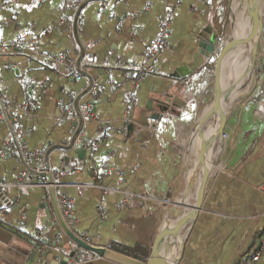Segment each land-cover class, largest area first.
<instances>
[{
  "label": "crops",
  "instance_id": "crops-1",
  "mask_svg": "<svg viewBox=\"0 0 264 264\" xmlns=\"http://www.w3.org/2000/svg\"><path fill=\"white\" fill-rule=\"evenodd\" d=\"M86 1L0 0V148L11 146L0 156V264H49V255L55 261L49 250L55 243L65 249L60 261L73 251L70 260L80 262L85 253L57 224L46 183L37 176L46 162L58 200L71 201L67 227L93 246L144 261L160 230H171L192 212L186 159L210 103L190 133L183 162L175 141L202 77L216 60L230 0L90 2L82 7L74 29L76 11ZM169 13L168 47L152 61L154 72L136 81L135 69L148 63L146 49ZM262 14L264 31V9ZM247 15L245 0H233V30ZM15 40L20 42L16 46ZM209 45L214 53H207ZM80 50L82 79L76 81L74 73L52 61L65 55L76 62ZM85 76L92 83L111 81L117 87L94 99L88 91L77 103L82 127L73 147L53 150L67 148L77 134L75 102L88 86ZM168 97L164 112L157 101L167 102ZM27 100L34 106L30 115L20 111ZM60 103L74 112L73 119L63 118ZM218 116L210 114L200 128L205 140L215 138ZM252 141L248 152L212 164L201 210L179 232L185 236L176 245L173 263L181 244L178 264L250 263L264 235V133ZM218 146L221 142L214 140L212 150ZM19 149L35 156L23 160ZM100 185L112 191L104 193ZM125 198L126 207L117 208ZM173 207L179 210L175 216ZM89 264L115 263L98 258Z\"/></svg>",
  "mask_w": 264,
  "mask_h": 264
},
{
  "label": "water",
  "instance_id": "water-1",
  "mask_svg": "<svg viewBox=\"0 0 264 264\" xmlns=\"http://www.w3.org/2000/svg\"><path fill=\"white\" fill-rule=\"evenodd\" d=\"M101 1H104V0H87L86 3H83L78 8V10L76 11V14L74 16V21H73L74 29H75L76 21H77V18L79 16V13H80L82 7L85 4L90 3V2H101ZM231 1L232 0H230L229 5H228L229 8L231 5ZM255 1L256 0H250L251 5L248 3L247 0L245 2L246 5L249 7V16H250L251 21H252V27H251V31H250L249 35L243 41L244 43H246L250 40H254V43L252 46V62L253 63H254V60H255L256 54H257L258 42H259L260 34L262 32V21H263V14H260V12H259V10L255 4ZM241 43H242L241 41H234V40L231 42H224L221 50L219 51V53L216 57V61H215V65H214L212 108H211V111L209 113L203 115L202 118L198 121V124H197L198 133L200 132V128H201L202 124L204 123V121L208 118V116L210 114H213L214 112H219L220 123H219V128L217 131V136H219V138L223 139V131H224V126H225L227 114L225 112H223L222 109L220 108V103L222 101L226 100L228 98L229 94H228V92L222 93V91H221V87H220V83H219V65L222 62V60L224 59V57L226 56V54L228 53L229 49H231L232 47H234L238 44H241ZM205 49H206L208 54L215 52V47L213 45L205 46ZM82 57H83V52H82V50H80V56H79L78 60L76 61V66L78 69L77 72L80 75L82 73L79 70L78 64L80 63ZM85 78H87V80H88V86H87L86 90L81 95L78 96V98L75 102L76 114H77V118H78V123L76 124V127L78 129L77 134L73 138V140L70 142V144L67 148L66 147H60V148L56 147V148H53V150H65V151L70 150L73 147L74 142L78 136V133L81 130L82 118L79 114L77 103L90 90V87L93 84L92 80L88 76H85ZM253 82H255V80ZM167 99H168L167 102L157 101V104L160 106V108H162L164 110V112H166L167 108H168L165 105V103L168 104L170 98L168 97ZM150 103L152 104L153 102L151 101ZM159 113H162V111H159ZM159 113L156 116H153V119H155V120L158 119ZM127 131L129 134L132 132V125L131 124H129L127 126ZM199 136H200V144H199V149H198V162H199V165L202 169V173H201L200 184H199V188H198V192H197L193 211H192L191 215L186 220H180L176 224V226L174 228H172L171 230L164 229V228L160 230V232L158 233L157 237L154 240L150 256L147 259H145L144 261H140V260H136V259L127 257L123 254H119V253L114 252V251L109 250V249L93 246V245L85 242L84 240H82L78 236L74 235L72 233V231H70V229L67 227L64 219L62 218V216L60 214L59 207H58V198H57L56 191H55L54 176L49 171V166L46 162L44 170L41 172H38L37 176L40 179L44 180L46 183L47 192H48V196H49L50 203L52 206L53 214L56 218L57 224H58L61 232L63 233V235L70 242H72L77 248H79L85 252L94 254L96 257H98L100 259H104V260H107V261L115 263V264H166V262L161 257L162 250L163 251L165 250L166 253L169 250L168 248L164 249L165 239L168 236H175L176 234H178L181 231V229L184 226H186L189 222H190L189 225H191L193 223V221L195 220V218L197 217L199 211L201 210L205 186H206L207 180L209 178V174H210V168H208L205 164V156L208 152V149L212 146L215 138H210L208 140H205L202 137L201 133ZM78 152L83 153V150L80 149V150H78ZM177 211L178 210L176 208H174V207L171 208V214L172 215L175 216ZM181 253H182V244L180 247L178 259L176 260L175 264H178L179 259L181 257ZM74 255H75V253L72 251L68 254L67 257H65L60 262H55L53 259V256L49 255L48 258L46 259V261L49 264H66L69 259L74 258Z\"/></svg>",
  "mask_w": 264,
  "mask_h": 264
},
{
  "label": "rangeland",
  "instance_id": "rangeland-1",
  "mask_svg": "<svg viewBox=\"0 0 264 264\" xmlns=\"http://www.w3.org/2000/svg\"><path fill=\"white\" fill-rule=\"evenodd\" d=\"M255 4L260 13L264 9V0H256ZM226 20L227 28L223 36V42L220 43L219 48L216 50L217 57L219 51L222 48L224 42H231L238 37L244 28L247 30V23H251V18L245 20V24L240 21L239 24H235L234 33H232V24L230 23V8L226 5ZM241 24V25H240ZM243 27V28H241ZM236 31V32H235ZM229 49L228 52H230ZM238 52V51H237ZM225 56L224 63L219 65V83L221 90L225 85L230 84L229 68L230 62ZM237 55V53H236ZM213 60L207 74L202 77V82L199 88L195 91V99L191 102L190 111H188L181 119L182 129L178 132L175 143L182 156V162L185 155V149L188 146V140L190 133L198 119L203 112L204 108L213 97V83H214V65ZM245 72V73H244ZM242 83L236 96L240 97L235 103L232 101L227 108H222L223 112H228L226 116L225 126L223 134L226 135L221 142V152L218 159L215 161L226 160L227 155L241 156L242 151H249V148L254 145L253 138L260 139L264 133V31L261 32L256 58L254 63L250 66L246 65L245 70L241 74ZM255 80V82H253ZM254 83V84H253ZM260 108V112H258ZM215 135V134H214ZM195 136V135H193ZM232 158V159H233ZM231 159V160H232ZM199 166V165H198ZM179 211V210H178Z\"/></svg>",
  "mask_w": 264,
  "mask_h": 264
},
{
  "label": "built area",
  "instance_id": "built-area-1",
  "mask_svg": "<svg viewBox=\"0 0 264 264\" xmlns=\"http://www.w3.org/2000/svg\"><path fill=\"white\" fill-rule=\"evenodd\" d=\"M63 21H65L66 23H69L68 19L67 20L64 19ZM170 25H171V16L169 13L168 15H166V17H164L159 22L158 32L153 42V45L150 48L146 49V59L148 63L144 64L140 68L138 67L135 69L136 81H141L147 75L152 74L154 72L152 61L160 53V51L168 47L167 38L169 35ZM19 43L20 42L18 40H15L13 45L16 46ZM0 46H1V43H0ZM75 54L78 55V52H76ZM52 62L54 66H64L67 72L74 73L76 81H79L82 79L81 75L77 72L78 69H77L76 62L74 59H69L65 55H61V56L54 58ZM108 87H117V85L113 84L111 81H106L105 83H102V84L93 83L88 92L90 98L91 99L96 98L98 94L104 92L105 89ZM33 107L34 106L32 102L30 100H27L24 104L21 105L20 111L25 115H30L33 111ZM58 110L63 115V118L65 120H71L75 116L72 110H69V111L65 110L62 103L58 105ZM151 123H154V120H152ZM225 137L226 135L223 134V138ZM9 149H11V146L9 144H6V143L3 144L2 147L0 148V156L1 157L5 156L6 151ZM17 153L23 160H30L35 156L33 152H28L26 150H21V149H19ZM18 185L24 186V183L20 182ZM98 188L101 189L104 193L112 191L101 185L98 186ZM128 203H129V198H125L117 205V208H120V209L125 208ZM58 207H59L60 214L65 221V218L69 217L71 214V201L65 197H61L58 200ZM3 215H4V210L0 206V220L2 219ZM82 240L88 243V240L86 239H82ZM49 250L52 252L53 255H55L56 262H59L61 260L60 257L65 253L64 247L60 245L59 243H55L53 246L49 248ZM97 259L98 257H96L94 254L85 252L80 262H75L69 259L66 264H89ZM249 264H264V235L259 240L257 248L255 249L253 256L251 257V261Z\"/></svg>",
  "mask_w": 264,
  "mask_h": 264
},
{
  "label": "bare ground",
  "instance_id": "bare-ground-1",
  "mask_svg": "<svg viewBox=\"0 0 264 264\" xmlns=\"http://www.w3.org/2000/svg\"><path fill=\"white\" fill-rule=\"evenodd\" d=\"M247 1L251 5L250 0H247ZM232 2H233V0L231 1V5H232ZM245 2H246V0H245ZM231 5H230V14H231ZM245 6H246L247 11H248V15L246 16L247 17L246 20H247L250 18L249 17V7L246 5V3H245ZM260 14H262V13H260ZM244 24H245V22H244ZM251 27H252V21H251L250 26L247 30L246 29H245V31L241 30L242 33H241L240 37H238L237 34L235 36L234 41H241L242 43L232 47V50L230 52V57H229L230 58L229 59L230 60V68H229L230 84H229V86L225 85L223 87V89L221 90L222 93L228 92L229 95H228V98L226 100H224L220 103L221 109L229 107L230 106L229 104L232 101H234V103H235L240 98V97L236 98V96H237L238 91L240 89V85L243 82L241 74L245 70L246 65L250 66L251 59H252V46H253L254 40H250L246 43L243 42L244 39L249 35V33L251 31ZM232 33H234L233 26H232ZM236 53H237V55H236ZM211 107H212V101L207 106L204 114H207ZM225 113L228 114L227 111ZM216 123H217V125H216V129L214 132L215 141L216 142H218V141L222 142V139L219 138V136H217V131L219 128V123H220V116H218V120L216 121ZM203 125H204V123L202 124L201 128L203 127ZM200 133H201L202 137L204 138V131L202 129H200V132L197 134V136L193 142L192 147L189 149L187 159H186L188 161V165H189L188 173L190 176V189H191V192L194 196V203L192 206V211H193V208L195 205V200H196V196H197V192H198V188H199V184H200L201 173H202V169H201L200 165L198 166V169L196 168V162L198 161V149H199V144H200V136H199ZM211 137H212V134H211ZM220 152H221V147L218 146L217 148H215V150L214 149L212 150V147H211L210 155L209 156L206 155L207 157H205V164L208 168H211L214 158H216ZM186 169H187V167H186ZM184 236H185V234L182 235L180 233L176 234L175 236H169V238L166 242V245L164 247V249L168 248L169 250L167 253L165 252V250L163 252H161V257L166 262V264H175L176 263V262L173 263V255L176 251L177 243L180 240H182L184 238ZM178 256H179V253H178ZM177 259H178V257H177Z\"/></svg>",
  "mask_w": 264,
  "mask_h": 264
}]
</instances>
